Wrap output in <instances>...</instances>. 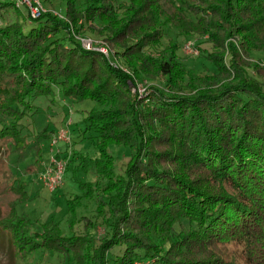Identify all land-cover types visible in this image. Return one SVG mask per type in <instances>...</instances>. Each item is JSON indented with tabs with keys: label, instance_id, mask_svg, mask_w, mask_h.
Masks as SVG:
<instances>
[{
	"label": "trees",
	"instance_id": "obj_1",
	"mask_svg": "<svg viewBox=\"0 0 264 264\" xmlns=\"http://www.w3.org/2000/svg\"><path fill=\"white\" fill-rule=\"evenodd\" d=\"M62 1L73 28L0 0V140L23 158L47 138L36 102L60 98L81 106L80 136L98 156L64 166L80 191L66 200L67 235L18 212L29 195L9 169L0 243L22 261L46 254L67 264H234L233 244L246 264H264V67L244 60L264 53V0ZM167 28L206 35L210 48L199 50L212 71L187 68ZM72 29L101 38L135 78L161 77L163 87L147 105L134 101L133 77L85 52ZM83 200L93 216H77ZM99 227L103 236H91Z\"/></svg>",
	"mask_w": 264,
	"mask_h": 264
},
{
	"label": "rangeland",
	"instance_id": "obj_2",
	"mask_svg": "<svg viewBox=\"0 0 264 264\" xmlns=\"http://www.w3.org/2000/svg\"><path fill=\"white\" fill-rule=\"evenodd\" d=\"M39 2L44 11L42 14H51L52 16L57 17V19L68 23L70 27L72 26L69 20L63 17L66 8L62 0H39ZM25 10L26 9L22 6L21 11ZM4 24V21H0V27L4 26ZM71 33L74 39L80 43L81 48L85 50V52H95L102 55L112 68L127 74L128 78L133 77V83L132 81H128V86L130 96L134 101L142 103L143 106L147 105L152 101L151 97L154 93L153 87H163V79L161 77L151 79L144 75L140 76L139 79L135 78L126 63L118 57L117 53H115L116 50H113L101 38L87 31L77 34L72 29ZM166 33V36L177 46V57L181 58L182 62L187 65V68H193L196 72H201L205 68L212 71L213 67L204 57H202V51L199 50L200 48H210V45L206 43V35H203V37L190 36L184 38L177 35L176 30L173 28H167ZM60 37L67 39L68 35L62 33ZM231 40L239 46L237 37L232 38ZM169 41L170 40L167 38L164 39L162 41L163 46L167 45ZM99 42L100 44L103 43L105 45L107 55L102 54L101 51L99 52V50H97ZM86 44H91V48L85 49ZM238 48H240V46ZM228 60L229 56L225 54V62ZM244 60L249 63L257 64L260 67H264V53L252 52L250 56H247ZM36 104L40 108V113L35 116V126L37 127V130H46L47 138L34 140L33 143L35 146L29 149L21 159H17L16 154L11 151V147L7 145L6 141L0 140V212H2V208L5 204L1 203L6 197V195H4L5 190L9 188L11 182L9 172V169H11V173L25 184L26 192L29 195L28 201L17 206L18 212L23 213L29 219L34 220L35 228L38 230L41 229V225L50 223L51 221L52 223L58 224L63 233L67 235L71 230L69 227L71 217L67 209H65L67 207L66 200L70 195H73L74 197L77 195L79 196L80 191L78 189L77 181L75 182L73 180V173L70 171L64 175V166H66V162L69 158L75 159V155H83L91 159L96 158L98 155L88 140H85L80 136L77 123L80 122L84 116V113L81 111V106L74 105L73 107L71 104L63 106V101L62 99L60 100V98L54 105H51L50 102L42 99H39ZM26 124L28 125L29 121H27ZM64 131L67 132V141H62L63 139L59 141L60 139L58 140V136L60 135L61 138V134ZM113 153H115L117 160L122 156L120 158V163L124 162L123 155L125 152L121 154L119 150L115 149L113 150ZM53 161L58 162V166L56 165L57 167L63 165V173L61 181H58V183L54 182L53 184L50 181L49 187L46 186L45 181L42 178L47 175L51 168H53ZM74 163H77L76 159ZM119 165L121 166V164ZM77 178H79V181H82L83 179L79 175ZM86 179L87 181H92L93 177L87 176ZM82 204L84 206L83 208L79 207L76 209L77 216L91 217L95 214V206L92 201L83 200ZM73 229L77 234L84 233L82 223H74ZM103 234L104 231L101 227L96 229V231H90V235L97 238L103 236ZM241 250V247L237 245L232 244L228 246L227 253L233 258L234 264H246ZM0 264H67V262L63 257L46 254L35 256L29 261H22L10 256L6 247L0 243ZM135 264L137 263L135 262Z\"/></svg>",
	"mask_w": 264,
	"mask_h": 264
},
{
	"label": "built area",
	"instance_id": "obj_3",
	"mask_svg": "<svg viewBox=\"0 0 264 264\" xmlns=\"http://www.w3.org/2000/svg\"><path fill=\"white\" fill-rule=\"evenodd\" d=\"M13 1H15L16 7L26 6L28 8L29 12H30V16H31L32 19L39 18L42 15V13L44 12L39 0H13ZM86 48L90 49L91 48V44H86L85 45V49ZM97 50H99V52L101 51L102 54L107 55V49H106V47H105V45L103 43L100 44V42H99ZM66 134H67V132L64 131L61 134V138H60V135L58 136V140L60 139L59 141H61V139H63L62 141H67ZM57 163L58 162L53 161V163H52L53 168H51L48 171L47 175H45L42 178L45 181L46 186H49V182L50 181H51L52 184L54 182L58 183V181H61V177H62V173H63V167H62L63 165H59V167H57L58 166Z\"/></svg>",
	"mask_w": 264,
	"mask_h": 264
}]
</instances>
